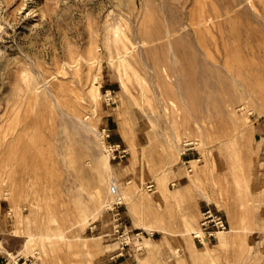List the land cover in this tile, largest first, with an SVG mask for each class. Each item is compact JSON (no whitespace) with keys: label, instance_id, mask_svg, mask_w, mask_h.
<instances>
[{"label":"rangeland","instance_id":"374dc122","mask_svg":"<svg viewBox=\"0 0 264 264\" xmlns=\"http://www.w3.org/2000/svg\"><path fill=\"white\" fill-rule=\"evenodd\" d=\"M206 205L230 229L200 243ZM8 252L264 264V0H0Z\"/></svg>","mask_w":264,"mask_h":264},{"label":"built area","instance_id":"2783aa9c","mask_svg":"<svg viewBox=\"0 0 264 264\" xmlns=\"http://www.w3.org/2000/svg\"><path fill=\"white\" fill-rule=\"evenodd\" d=\"M104 131L106 128L103 129ZM107 136L110 134L106 132ZM113 145V144H112ZM122 155V154H121ZM155 183L148 182L146 187L148 190H154ZM230 229V223L226 213L212 205H206L201 210L200 219L198 222L197 230L193 232L194 238H196L200 243H204L205 241H213L219 233L227 232ZM15 255H11V253H7L5 257L6 264H14L17 262L21 256H17L14 258ZM26 258L23 262H26Z\"/></svg>","mask_w":264,"mask_h":264},{"label":"bare ground","instance_id":"6f19581e","mask_svg":"<svg viewBox=\"0 0 264 264\" xmlns=\"http://www.w3.org/2000/svg\"><path fill=\"white\" fill-rule=\"evenodd\" d=\"M135 70V69H134ZM138 78V77H137ZM140 78V77H139ZM97 87H95V88H93L92 90H93V92H92V94L94 95V96H97V93H99V92H97ZM92 95V96H93ZM99 95V94H98ZM95 99H96V97H95Z\"/></svg>","mask_w":264,"mask_h":264}]
</instances>
